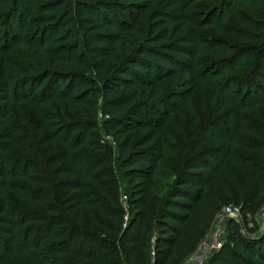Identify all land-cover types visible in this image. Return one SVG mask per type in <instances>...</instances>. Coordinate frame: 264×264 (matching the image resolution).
<instances>
[{"label": "trees", "instance_id": "1", "mask_svg": "<svg viewBox=\"0 0 264 264\" xmlns=\"http://www.w3.org/2000/svg\"><path fill=\"white\" fill-rule=\"evenodd\" d=\"M154 2L0 0V264H170L203 228L200 205L206 187L231 179L226 158L238 157V164L254 175L251 195L241 201L243 215L251 214L253 200L264 194V151H257L258 159L234 152L216 158L184 155L169 189L152 197L159 162L169 155L166 128L172 117L184 114L189 131L193 128L192 64L208 53L193 33L178 34L177 19L167 8L149 12ZM247 3L255 26L239 30L236 39L249 47L224 62L238 66L245 57L247 73L264 84L259 17L264 0ZM219 4L209 18L228 8L209 25H220L233 9L244 7L234 0ZM142 15L148 24L141 33ZM231 80L237 93L249 89L248 78ZM209 86V104L220 99L210 115L214 119L232 100ZM22 105L29 107L31 120ZM235 109L230 132L244 129L252 141L235 144L256 149L255 143L264 141L263 130L244 127L240 106ZM99 130L120 147L116 160L132 187L126 216L113 179L108 190L101 188L103 202L72 204L71 192L82 196L83 182L95 183L91 175L103 162L99 158L110 154L107 145L99 146ZM199 137L193 152L205 142ZM219 138L212 131L206 137ZM68 175L73 180L57 179ZM77 206L84 212L75 211ZM234 231L205 264H264V236L254 240Z\"/></svg>", "mask_w": 264, "mask_h": 264}, {"label": "rangeland", "instance_id": "2", "mask_svg": "<svg viewBox=\"0 0 264 264\" xmlns=\"http://www.w3.org/2000/svg\"><path fill=\"white\" fill-rule=\"evenodd\" d=\"M154 1L149 12H152L155 8H167V12H169L173 18L177 19L174 26H178V34L185 35L189 32L193 33L197 37L201 49L208 52L207 54H200L197 56L192 64L193 69L191 77L195 79V81H193L195 89L190 102L191 113L195 118L192 130L189 131V121L184 114L172 117L171 125L166 128L168 139L165 141V148L169 155L163 161L159 162L158 169L154 176L157 188L151 193L152 197L157 199L169 189L168 187L173 182L176 174L173 170H177L178 164H180L184 155H198L200 158H206L208 156L216 158L221 154L234 152V156L240 154V156H249L258 159V152L264 151V141L258 143V145L255 143L256 149H251L249 151L245 150L236 145L235 141L243 140L242 142L244 144H252V141H248L251 136L244 129L230 132L229 128L233 112L236 110L235 108L240 106L239 115L242 125L244 127H256L258 130H263L262 132L264 133V84H262L257 77L247 73L243 66L245 57L240 58L238 66H234L233 63L224 62V60L231 56V59H233V56L237 58V56L240 55L237 53L239 50L241 51L245 47H249L247 43L237 41L236 39L239 30H246L255 26L251 22L250 13H248V0H234L235 3H243V9H233L232 12H234V14L231 16L226 15L224 20L220 22V25H218V23L209 25L208 22L217 21L223 10H227L228 6L226 9L218 11L210 18L208 16L210 9L213 8L212 6H214V8L221 6L219 3H222L223 0ZM259 17H261V25L264 28V11L261 12ZM206 18L207 20L204 24L200 25ZM147 24V15H142L139 21L141 33L145 30ZM1 30L2 25H0V31ZM224 52L227 54L222 56ZM257 60L260 61L258 57ZM242 71H244V73H241ZM260 73L264 74L263 71ZM245 77L248 78L250 82L249 89L237 93L236 85L232 84L231 79L240 80V78ZM209 84L214 85L213 90H216L215 92H220L229 100H232L231 105H223L221 111L214 119L211 118L212 112L215 106L220 103V99L219 97H215L213 100L214 102L209 104ZM255 101H257L258 104H254ZM21 108L26 111L28 114L27 117L31 120L32 113L29 107L22 105ZM97 108L96 105V109ZM208 115H211L209 119L210 122L206 123ZM34 122L35 119H32V123ZM35 126L37 125H34V127ZM209 131H212L220 138L216 141H213V139H206ZM200 134L205 142L201 143L196 148V151L193 152V145L195 143L197 144V139L201 138H198V136H201ZM99 136V140L102 143L99 146L103 148L107 145L106 148L110 154L109 156L104 155L99 158L100 161L103 162L98 165L96 171L91 175V178L95 181V185L93 183L83 182L81 188L82 196L71 192V194H73L72 198H76L72 204L78 205L81 199L83 202H87L88 200H99L103 202L100 193L101 188L108 190V179H113L116 182L118 202L122 206L126 216L128 210L132 209V207L129 206L132 187L123 176V169L119 167V163L116 160L117 153L120 149L119 144H116L110 137L105 136L101 130H99ZM181 139H183L184 142H182ZM187 143L189 145H187ZM43 148L44 147L39 146L37 150L41 153L43 152ZM56 148L57 146H53V149ZM231 154L232 153H230L229 156H231ZM38 157L40 156L36 158ZM237 158L238 157L235 159L226 158L225 160L231 179L221 178L219 181L206 187L203 194V202L200 205L203 228L192 235L189 247L186 250L178 252L175 257H173L170 264H184L192 258H196V260L202 261V264H205L210 254L214 251L208 254V256L205 255V259L204 255L198 251L200 244L214 234H216V237L219 239L220 246L226 243V238L234 231L229 225L231 222L236 226L234 232L240 237L245 235L256 240V238L264 236V194L253 200L251 214L243 215L240 212L242 207L241 201L251 195L254 175L241 164H238ZM93 163L99 164L95 161V158H92V164ZM84 171L88 174L90 173L86 166ZM57 179L73 180V176H60ZM60 192L65 196H71L65 189ZM237 199L240 201L237 202ZM156 203L157 202L154 200L150 205L152 211ZM227 206L239 209V213L232 216V218L223 216L222 210ZM75 211L83 213L84 208L83 206H77ZM92 229V227H89L87 230ZM93 230L100 233L97 228Z\"/></svg>", "mask_w": 264, "mask_h": 264}, {"label": "built area", "instance_id": "3", "mask_svg": "<svg viewBox=\"0 0 264 264\" xmlns=\"http://www.w3.org/2000/svg\"><path fill=\"white\" fill-rule=\"evenodd\" d=\"M238 213H239V209L232 208L230 206H227L222 210L223 216L229 217V218H232V216H235ZM218 248H220V241L216 237V234H214L213 236L208 238L206 241L202 242V244H200L198 251L201 252L205 257V255L208 256V254H210L212 251L218 250ZM184 264H202V261H198L196 260V258H192L190 261Z\"/></svg>", "mask_w": 264, "mask_h": 264}]
</instances>
